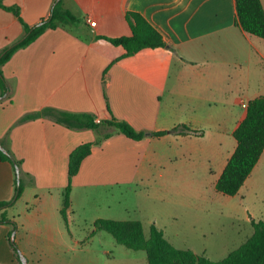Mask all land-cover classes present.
<instances>
[{
	"label": "crops",
	"instance_id": "obj_1",
	"mask_svg": "<svg viewBox=\"0 0 264 264\" xmlns=\"http://www.w3.org/2000/svg\"><path fill=\"white\" fill-rule=\"evenodd\" d=\"M1 1L17 8L28 26L46 19L55 2ZM62 3L77 23L45 31L1 66L10 91L0 100V145L19 162L24 190L7 209L11 224L0 225V264H147L143 251L117 244L94 222L136 220L145 237L154 225L174 247L176 230L195 222L167 204L204 200L199 188L207 168L215 188L248 101L264 96L252 78L257 72L264 83V40L237 26L235 0ZM127 13L143 17L166 46L125 57L108 39L131 35ZM23 34L17 17L0 8V51ZM46 109L90 114L95 122L113 118L146 134L179 125L190 132L134 141L108 126L96 132L69 128L41 115ZM84 144L92 145L91 153L71 178L63 216L68 158ZM263 172L264 151L238 193L227 196L235 236L218 249L239 248L253 234L251 221H264ZM14 179L13 166L0 160V202L12 199ZM131 186L141 194L132 219L124 197L117 199L118 191ZM242 224L250 236L238 240Z\"/></svg>",
	"mask_w": 264,
	"mask_h": 264
},
{
	"label": "trees",
	"instance_id": "obj_2",
	"mask_svg": "<svg viewBox=\"0 0 264 264\" xmlns=\"http://www.w3.org/2000/svg\"><path fill=\"white\" fill-rule=\"evenodd\" d=\"M0 8L11 12L23 27L24 40L7 50L0 51V96L9 94V87L2 75L1 66L19 49L33 43L47 30H55L59 26L72 25L77 19L67 10L62 3L54 2L49 16L42 19L41 26H28L19 15L15 7H5L0 0ZM236 24L241 30L250 35L264 40V10L260 0H235ZM126 21L129 24L131 35L117 39H108L114 45L123 48L124 56L130 57L142 49L164 48L165 42L161 35L150 26L143 17L136 13H127ZM41 115H51L58 123L72 129H89L98 131L101 126H108L119 131L125 137L139 141L146 136L161 137L168 133L175 135H187L190 130L185 125H179L170 131H161L146 134L135 130L124 121L111 118L108 121L95 122L90 114L67 113L46 109ZM236 147L228 159L221 175L215 183V190L225 196H235L243 186L245 180L251 174L264 151V96H258L246 105V115L232 134ZM92 145L84 144L75 148L68 158V184L63 194V207L61 214L69 207L70 181L80 168L81 162L91 153ZM0 160L8 162L15 168L19 162L11 155L0 151ZM24 185L20 177L17 184L15 174L14 194L11 200L0 202V225L11 224L7 217V209L21 197ZM253 227L252 236L239 248L230 252L220 261H211L204 254L197 255L190 250L174 248L164 238L163 233L154 225L149 229L148 237L143 234L142 225L136 220L115 221L99 219L94 222L96 231H105L110 234L117 244L131 251H143L146 254L147 264H264V221H251Z\"/></svg>",
	"mask_w": 264,
	"mask_h": 264
},
{
	"label": "rangeland",
	"instance_id": "obj_3",
	"mask_svg": "<svg viewBox=\"0 0 264 264\" xmlns=\"http://www.w3.org/2000/svg\"><path fill=\"white\" fill-rule=\"evenodd\" d=\"M253 86L256 90H263L264 83L261 84V74L254 72L252 73ZM99 142V140H97ZM226 140H224L225 142ZM231 141H234L231 138ZM98 142L94 143L93 147L98 146ZM224 148V143L222 144ZM231 147L227 149L229 152ZM227 153V152H225ZM213 171V168H210ZM262 181L264 182V172L262 174ZM211 176L206 170V179L202 187L200 186V193H204L205 199H192L190 198L187 202L183 203L182 206H173L167 204L169 211H183L187 214L190 221H194L195 224L190 227H182L176 230L177 238L174 241V248L179 250H190L197 255L204 254L211 261H220L231 252L236 249L226 244L218 249V245H223L224 240H228L230 237L235 236L233 221L230 218V211L226 206V200L229 199L227 196H223L216 192ZM124 189V190H123ZM122 191H118L117 199L124 197L125 205L128 207L129 218H135L132 211L138 206L140 200V189L139 187L131 186L123 188ZM127 189L129 191H127ZM117 190L109 192L108 196H113ZM219 195V196H216ZM220 197V198H218ZM238 201V200H236ZM234 201L233 204L236 202ZM243 231V236L237 238L238 240H244L245 236L249 235V226L242 224L240 226ZM147 229L145 227V233ZM220 240V241H219ZM218 241V242H217ZM173 246V245H172ZM235 246V245H234ZM233 248V249H231ZM206 250V251H205ZM204 251L206 253H204Z\"/></svg>",
	"mask_w": 264,
	"mask_h": 264
},
{
	"label": "water",
	"instance_id": "obj_4",
	"mask_svg": "<svg viewBox=\"0 0 264 264\" xmlns=\"http://www.w3.org/2000/svg\"><path fill=\"white\" fill-rule=\"evenodd\" d=\"M60 0H55V3L56 2H59ZM42 24H44V22H42V23H39L38 24V26H41ZM26 36H24L21 40H19L18 42H16V43H14L13 45H11L10 47H8V49L7 50H10V49H12L13 47H15L16 45H18L19 43H21L23 40H24V38H25ZM5 98V96H2V97H0V100L1 99H4ZM0 151L3 153V154H7V152H6V150L0 145ZM15 174H16V178H17V184L19 183V181H20V169H19V167L17 166V165H15Z\"/></svg>",
	"mask_w": 264,
	"mask_h": 264
}]
</instances>
